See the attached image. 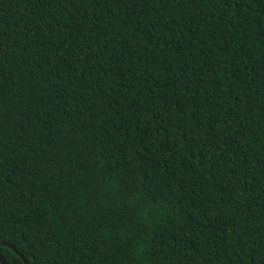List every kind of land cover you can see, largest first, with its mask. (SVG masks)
I'll use <instances>...</instances> for the list:
<instances>
[{
	"label": "trees",
	"instance_id": "trees-1",
	"mask_svg": "<svg viewBox=\"0 0 264 264\" xmlns=\"http://www.w3.org/2000/svg\"><path fill=\"white\" fill-rule=\"evenodd\" d=\"M1 242L264 264V0H0Z\"/></svg>",
	"mask_w": 264,
	"mask_h": 264
},
{
	"label": "water",
	"instance_id": "water-1",
	"mask_svg": "<svg viewBox=\"0 0 264 264\" xmlns=\"http://www.w3.org/2000/svg\"><path fill=\"white\" fill-rule=\"evenodd\" d=\"M0 245H4V246L10 247L14 252H16L18 254V256L21 258V260L24 262V264H28L26 259L20 253H18L17 250L11 244L6 243V242H1ZM0 263L1 264H7L5 259L1 255H0Z\"/></svg>",
	"mask_w": 264,
	"mask_h": 264
}]
</instances>
